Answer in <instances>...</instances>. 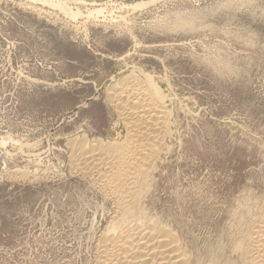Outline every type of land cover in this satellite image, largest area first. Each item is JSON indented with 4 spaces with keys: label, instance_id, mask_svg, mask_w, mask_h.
I'll return each mask as SVG.
<instances>
[{
    "label": "rangeland",
    "instance_id": "374dc122",
    "mask_svg": "<svg viewBox=\"0 0 264 264\" xmlns=\"http://www.w3.org/2000/svg\"><path fill=\"white\" fill-rule=\"evenodd\" d=\"M49 2L79 13L0 0V264L98 263L120 217L71 158L125 142L111 89L130 76L170 111L132 222L171 234L184 264H249L237 249L264 207V0Z\"/></svg>",
    "mask_w": 264,
    "mask_h": 264
},
{
    "label": "bare ground",
    "instance_id": "6f19581e",
    "mask_svg": "<svg viewBox=\"0 0 264 264\" xmlns=\"http://www.w3.org/2000/svg\"><path fill=\"white\" fill-rule=\"evenodd\" d=\"M40 1L57 6L73 18L79 13L68 10L66 3ZM111 91L117 112L128 119L125 142L120 145L96 141L80 144V147L75 146L78 153L70 163L98 177L101 188L115 204L116 217H120V223L107 226L108 230L99 241L97 264H184L178 255L175 238L165 230L157 231L155 224H147L144 220L145 223L132 222L129 207L144 185L142 171L148 169L156 155L154 151L159 150L167 136L170 111L166 110V98L150 79L140 81L132 76L115 83ZM239 248L240 256L248 259L249 264H264V207Z\"/></svg>",
    "mask_w": 264,
    "mask_h": 264
}]
</instances>
